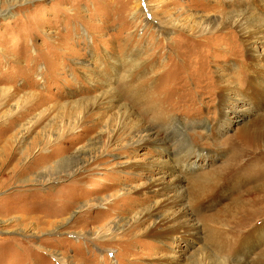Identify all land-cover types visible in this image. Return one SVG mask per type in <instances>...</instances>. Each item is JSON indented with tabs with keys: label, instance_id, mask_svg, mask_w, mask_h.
Returning a JSON list of instances; mask_svg holds the SVG:
<instances>
[{
	"label": "rangeland",
	"instance_id": "obj_1",
	"mask_svg": "<svg viewBox=\"0 0 264 264\" xmlns=\"http://www.w3.org/2000/svg\"><path fill=\"white\" fill-rule=\"evenodd\" d=\"M0 264H264V0H0Z\"/></svg>",
	"mask_w": 264,
	"mask_h": 264
},
{
	"label": "bare ground",
	"instance_id": "obj_2",
	"mask_svg": "<svg viewBox=\"0 0 264 264\" xmlns=\"http://www.w3.org/2000/svg\"><path fill=\"white\" fill-rule=\"evenodd\" d=\"M144 135L146 136V137H148V136H150L151 135V132H150V129H147L146 130V133H144ZM75 163H76V161H75ZM74 163V164H75ZM72 164V163H71ZM63 166V165H62ZM78 166V165H77ZM55 177H58V176H55ZM59 178V177H58ZM169 189H171V188H169ZM162 221V220H161Z\"/></svg>",
	"mask_w": 264,
	"mask_h": 264
}]
</instances>
